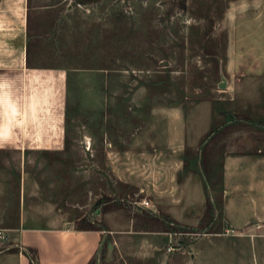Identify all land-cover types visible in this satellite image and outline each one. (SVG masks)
Instances as JSON below:
<instances>
[{
    "label": "rangeland",
    "instance_id": "rangeland-1",
    "mask_svg": "<svg viewBox=\"0 0 264 264\" xmlns=\"http://www.w3.org/2000/svg\"><path fill=\"white\" fill-rule=\"evenodd\" d=\"M261 26L264 0L0 1V205L99 230L90 264H264L263 223L214 204L212 178L205 208L147 217L223 170L173 158L264 149Z\"/></svg>",
    "mask_w": 264,
    "mask_h": 264
},
{
    "label": "crops",
    "instance_id": "crops-1",
    "mask_svg": "<svg viewBox=\"0 0 264 264\" xmlns=\"http://www.w3.org/2000/svg\"><path fill=\"white\" fill-rule=\"evenodd\" d=\"M258 30L259 27L257 31L247 36V42L251 44V47L247 50L246 66L251 67L249 70L253 75L264 78V26ZM231 64H234L232 60ZM176 150L180 151V149ZM184 160L189 162L202 160L204 164L222 162L223 170L219 175H216L213 169L212 176L209 177L208 173L206 176H201L200 165H197L198 188L193 195L187 190L191 183H186L187 189L182 190V195L174 199L169 195V190H166L165 201L158 196L155 197L153 204L159 212L148 214L149 221H162L164 211L166 216L176 217L180 211L205 208L204 186L206 184L211 186L207 179L212 178L214 204L220 197L221 207L224 211H228L229 216H236L239 212L240 216L245 218V224H249L251 219L254 221L253 219L258 218L264 225L261 212L264 211V149H254L245 153H238L231 149L214 153L213 157L211 154L202 155L198 150L191 157L183 153L173 158V161ZM207 167L205 164L206 172ZM210 169H208L209 172H211ZM156 175L154 177L157 180L159 176ZM153 182L157 190L158 182ZM176 184L178 185V182ZM211 208L217 209V206L213 205ZM0 210L10 211L0 220V228L8 231L0 235V264H35L34 258L28 252L30 250L36 252L37 264H90L97 253L102 237L97 229L79 228L74 225L56 226L47 222L31 224L29 216L24 212L18 214L13 220L11 211L14 207L11 204L0 205ZM229 222H232L231 219Z\"/></svg>",
    "mask_w": 264,
    "mask_h": 264
},
{
    "label": "built area",
    "instance_id": "built-area-1",
    "mask_svg": "<svg viewBox=\"0 0 264 264\" xmlns=\"http://www.w3.org/2000/svg\"><path fill=\"white\" fill-rule=\"evenodd\" d=\"M2 232L0 231V234H1Z\"/></svg>",
    "mask_w": 264,
    "mask_h": 264
}]
</instances>
